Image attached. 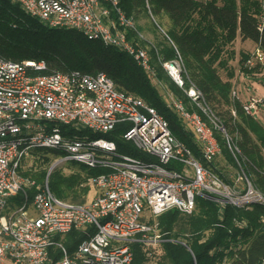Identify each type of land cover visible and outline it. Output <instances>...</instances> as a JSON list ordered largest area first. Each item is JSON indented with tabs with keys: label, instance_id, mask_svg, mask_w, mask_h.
Returning a JSON list of instances; mask_svg holds the SVG:
<instances>
[{
	"label": "built area",
	"instance_id": "1",
	"mask_svg": "<svg viewBox=\"0 0 264 264\" xmlns=\"http://www.w3.org/2000/svg\"><path fill=\"white\" fill-rule=\"evenodd\" d=\"M12 1L46 25L76 29L90 39L118 47L155 77L149 48L156 50V44L143 34L136 19L125 13L119 0ZM145 4L149 8L148 0ZM263 26L261 0L259 28ZM160 63L175 83L183 86L187 71L180 53L176 50L173 59L160 58ZM247 63H264V51L254 48ZM44 66L43 61L0 55V264H128L133 256L132 241L158 246L168 239L155 222L157 215L171 208L191 214L198 195L211 196L221 206L264 202L263 193L241 168L237 145L198 101L201 92L194 86L187 93L208 120L187 110L164 84L154 81L193 134L200 157L176 139L167 119L154 106L118 90L106 72L39 73ZM259 100L251 98L244 109L254 111ZM119 122L127 123L122 138L151 158L118 152L111 139L77 134L81 129L106 133ZM215 129L224 133L239 168L231 183L210 165L221 155ZM37 147L61 154L56 161L74 160L104 168L87 178L95 189L93 197L84 202L68 201L50 189L49 174L41 182L32 177L25 169L27 164L21 162L27 156L40 158L31 153ZM73 228L81 230L84 237L70 251L57 235Z\"/></svg>",
	"mask_w": 264,
	"mask_h": 264
},
{
	"label": "trees",
	"instance_id": "2",
	"mask_svg": "<svg viewBox=\"0 0 264 264\" xmlns=\"http://www.w3.org/2000/svg\"><path fill=\"white\" fill-rule=\"evenodd\" d=\"M119 2L125 13L135 19L140 12L148 15L150 9L155 17L154 27L163 29V39L156 42V50L149 48L155 69L153 79L131 55L118 47L90 39L76 29L46 25L12 0H0V55L18 61H43L45 66L39 73L74 69L86 73L106 72L118 90L139 96L154 106L167 119L176 139L200 157L193 134L185 128L180 113L165 100L163 90L155 82L164 84L187 110H195L208 119L187 93L194 86L201 92L198 101L225 127L237 145L242 170L264 195V126L254 111L247 112L243 107L245 103L232 95L233 71L228 64L235 53L232 44L236 38L250 40L255 45L253 49L259 47L264 51V26L259 28L261 0H148L149 8L145 0ZM141 43L147 44L143 40ZM176 50L187 71L183 86L176 84L160 63V58L173 59ZM251 51H239V64L246 74L259 67V63L254 67L247 63ZM218 68L226 70L225 77L220 75ZM126 127L127 123L119 122L106 133L81 129L77 134L111 139L118 152L151 158L122 138ZM61 128L64 130L66 126L61 125ZM214 133L221 146V155L210 165L231 183L239 169L237 162L224 133L218 129ZM49 150L37 147L31 153L47 161ZM78 163L74 165L76 170L69 174L60 170L49 173V187L56 196L72 202L86 201L87 178L104 168ZM45 173L40 170L37 176H31L41 182ZM155 222L168 239L159 243V251L143 242L132 241L133 256L128 264H220L224 259L228 264H261L264 260V202L240 207L229 203L221 206L211 196L198 195L193 213L185 214L171 208L157 215ZM83 237L82 231L75 228L57 235L70 251Z\"/></svg>",
	"mask_w": 264,
	"mask_h": 264
},
{
	"label": "rangeland",
	"instance_id": "3",
	"mask_svg": "<svg viewBox=\"0 0 264 264\" xmlns=\"http://www.w3.org/2000/svg\"><path fill=\"white\" fill-rule=\"evenodd\" d=\"M150 14V12H149ZM145 14L144 12H140L138 18H136V23L139 27V29L143 32V34L149 38V40L156 44L158 40L163 39V33L158 28L156 29L153 25L154 18L151 14L150 15ZM232 46H235V53L229 60L230 70L233 71V77L231 80L233 81V89L235 91V95L232 91V95L235 98H239L243 103H246L248 99L256 98L260 99L259 103L256 105V109L254 110V113L258 119V121L263 124L264 126V63L258 64L259 67L256 71L246 74L240 67L239 59H240V52H249L250 50H253V47L255 46L254 43L250 40H240L236 38ZM256 64L252 65L253 67L256 66ZM219 73L222 77H225L226 70L223 68H218ZM234 114V113H233ZM208 117V116H207ZM209 119V118H208ZM207 119V120H208ZM212 124V121H210ZM39 154V153H38ZM48 160L44 161L43 158H32L31 156H27L22 160V164H27L25 169H29L31 174H35L37 176L38 171L45 170L47 171L52 167L51 171L53 170H60L64 174H69L76 170V167L74 165H78L79 163L74 160H62V161H56L55 158H58L61 156V154L54 152L53 150H49ZM40 157V155H39ZM111 157V156H110ZM221 159V157H220ZM223 160V159H221ZM220 160V161H221ZM29 165V166H28ZM36 169V172H33V170ZM46 173L44 175V180L46 177ZM40 178L42 175L39 176ZM42 180V179H41ZM243 181L241 182V186H243ZM95 193V189L89 185V191L86 195V200H90ZM156 247V250L159 251V248H157V245L153 246ZM153 264V262L149 263Z\"/></svg>",
	"mask_w": 264,
	"mask_h": 264
},
{
	"label": "water",
	"instance_id": "4",
	"mask_svg": "<svg viewBox=\"0 0 264 264\" xmlns=\"http://www.w3.org/2000/svg\"><path fill=\"white\" fill-rule=\"evenodd\" d=\"M54 166H52L46 173V175H48L51 172V169H53Z\"/></svg>",
	"mask_w": 264,
	"mask_h": 264
}]
</instances>
